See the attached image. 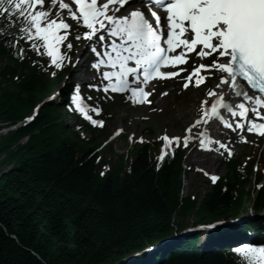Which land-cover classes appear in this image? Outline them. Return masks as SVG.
I'll use <instances>...</instances> for the list:
<instances>
[{
  "label": "trees",
  "instance_id": "1",
  "mask_svg": "<svg viewBox=\"0 0 264 264\" xmlns=\"http://www.w3.org/2000/svg\"><path fill=\"white\" fill-rule=\"evenodd\" d=\"M29 56L21 62L0 47V123L5 126L28 114L68 70L47 77L32 66L39 58ZM60 109V104L47 101L35 119L0 134V165L6 166H0V264H118L127 254L180 229L187 218L205 222L248 209L264 212V155L255 171L256 153L244 150L224 158L226 173L215 183L209 179L201 199L180 196L181 150L157 170L155 143H141L130 163L109 145V165L101 175L98 130L77 131L75 124L68 126L60 118ZM86 132L90 140L81 135ZM253 176L263 182L252 198L246 184ZM233 228L264 237V219ZM213 234L228 240L224 228ZM171 241L119 264H233L227 246L204 250L194 233Z\"/></svg>",
  "mask_w": 264,
  "mask_h": 264
},
{
  "label": "snow or ice",
  "instance_id": "2",
  "mask_svg": "<svg viewBox=\"0 0 264 264\" xmlns=\"http://www.w3.org/2000/svg\"><path fill=\"white\" fill-rule=\"evenodd\" d=\"M78 42L91 57L73 60ZM0 47L21 62L34 53L32 66L47 77L78 65L92 71L86 84L65 76L48 98L72 114L77 131L104 128L102 101L152 104L153 82L176 78L180 92L196 89L198 107L184 134L159 137L157 170L190 145L230 160L236 141L264 139V0H0ZM213 126L220 135L210 133ZM231 251L233 264H264V245Z\"/></svg>",
  "mask_w": 264,
  "mask_h": 264
},
{
  "label": "rangeland",
  "instance_id": "3",
  "mask_svg": "<svg viewBox=\"0 0 264 264\" xmlns=\"http://www.w3.org/2000/svg\"><path fill=\"white\" fill-rule=\"evenodd\" d=\"M82 47V44L77 47L78 54L83 50ZM83 56L87 57L86 53H84ZM81 68L80 70L76 69L71 71V78L77 77L78 80H82V82L84 79L90 80L92 74L84 72V65H81ZM181 85L182 82H177L175 80H173V82L155 83L151 86V88H154V91H156V93H154L155 101L148 106L133 108L127 106L123 102H116L113 100L111 103L104 104V111H108L111 118L105 120L106 124L103 132H101V138L105 139V142L109 141V139H111V132L117 126H121L123 129L122 132L131 134L130 136L132 139H135L132 146H129L127 142H123V136L120 137L122 140L117 138L111 141L115 150L121 151L122 153L126 150L127 146L128 151L124 154V157L127 159V163H129L134 158L140 146L138 138L143 137V140L146 141H160L159 137L165 134L169 136H182L184 134L183 128L191 122L196 114L200 96L196 89L180 92L179 88ZM163 91L168 92V95L165 98H163L164 95H162L159 99L158 93ZM61 113V119L65 120L64 122H66L67 125H71L69 122V117L71 116L67 115L64 111H61ZM248 139L250 141L249 143L236 141V143L232 145L235 155L240 154V151H242L246 144L250 150L261 148L264 151V139L258 138L255 134H249ZM196 149L191 148L190 145L189 149H184L183 151V167L189 169L181 175L182 185L180 194L182 196L192 194L198 199H201L207 191L206 189H208L206 182L207 178L201 169L222 176L226 168L222 162L223 158L218 154L213 153L209 155ZM101 151L108 154V151H110L109 145L104 146ZM106 157H108V155H106ZM102 163L108 165V160H103ZM0 166L6 168L3 164ZM246 186L251 188L252 183H248ZM243 216H249L250 218L255 216L264 217V212L260 211L253 213L249 210ZM192 222L193 219L187 218L184 221V226L187 228Z\"/></svg>",
  "mask_w": 264,
  "mask_h": 264
},
{
  "label": "water",
  "instance_id": "4",
  "mask_svg": "<svg viewBox=\"0 0 264 264\" xmlns=\"http://www.w3.org/2000/svg\"><path fill=\"white\" fill-rule=\"evenodd\" d=\"M174 235H176V234H173V235L167 236V237H165V238H163V239H160L159 242H166L167 240L171 239ZM127 257H128V256H127ZM127 257L123 258L121 261L126 260Z\"/></svg>",
  "mask_w": 264,
  "mask_h": 264
},
{
  "label": "bare ground",
  "instance_id": "5",
  "mask_svg": "<svg viewBox=\"0 0 264 264\" xmlns=\"http://www.w3.org/2000/svg\"><path fill=\"white\" fill-rule=\"evenodd\" d=\"M221 133L217 130L216 133L214 134V136H218L220 135Z\"/></svg>",
  "mask_w": 264,
  "mask_h": 264
}]
</instances>
